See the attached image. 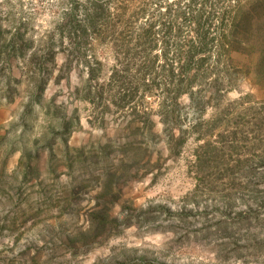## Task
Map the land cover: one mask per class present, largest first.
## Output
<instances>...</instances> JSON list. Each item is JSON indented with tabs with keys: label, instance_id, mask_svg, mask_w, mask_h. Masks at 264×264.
Returning <instances> with one entry per match:
<instances>
[{
	"label": "rangeland",
	"instance_id": "rangeland-1",
	"mask_svg": "<svg viewBox=\"0 0 264 264\" xmlns=\"http://www.w3.org/2000/svg\"><path fill=\"white\" fill-rule=\"evenodd\" d=\"M0 264H264V0H0Z\"/></svg>",
	"mask_w": 264,
	"mask_h": 264
}]
</instances>
